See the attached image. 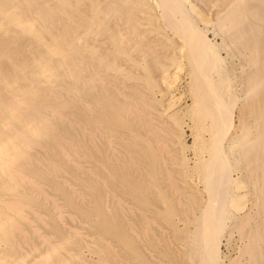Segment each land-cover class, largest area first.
<instances>
[{"label":"bare ground","instance_id":"bare-ground-1","mask_svg":"<svg viewBox=\"0 0 264 264\" xmlns=\"http://www.w3.org/2000/svg\"><path fill=\"white\" fill-rule=\"evenodd\" d=\"M223 233L264 264V0H0V264H224Z\"/></svg>","mask_w":264,"mask_h":264},{"label":"rangeland","instance_id":"rangeland-1","mask_svg":"<svg viewBox=\"0 0 264 264\" xmlns=\"http://www.w3.org/2000/svg\"><path fill=\"white\" fill-rule=\"evenodd\" d=\"M202 11H204V10H202V9H197V10H195V11H193V14L198 18V22L199 23H202V22H204V21H212L213 20V14H212V11L211 10H208V11H206V12H204V13H202ZM195 12V13H194ZM208 12V13H207ZM199 15H198V14ZM198 16H197V15ZM209 15V16H208ZM200 17V18H199ZM202 18V19H201ZM184 63V61H182V63H180L181 65H180V69H178L177 70V68L175 67V66H170V68H172V69H170L169 68V72H171V73H173L174 74V78L168 83V86L167 87H165V89H164V92H163V97L161 98V100L159 101V105H160V107H161V109H162V111H163V113H165V114H174V113H176V121H177V125H181L182 126V130H181V132L183 133L182 135H181V139L185 142V143H187V144H189L190 142H191V139H190V131H189V129L187 130V128H186V126L183 124V122L184 121H186L187 119V117L185 116V115H183V113H180L185 107H187V106H189L190 105V103H191V100H190V95L188 94L189 92H188V81H187V75H186V69H185V67L184 66H182V65H184L183 64ZM174 67V68H173ZM184 67V68H183ZM173 71V72H172ZM175 72H176V74H175ZM236 72H238V71H236ZM170 86V87H169ZM167 88H169V89H167ZM186 89V90H185ZM234 90H236V91H234ZM234 91V92H233ZM188 92V93H187ZM232 92H233V94H235V95H237L238 94V90L237 89H232ZM190 97V98H189ZM237 107V106H236ZM233 108V117H234V119H235V117L237 116L236 114H237V111H236V109L237 108ZM168 111V112H167ZM235 111H236V114H235ZM167 112V113H166ZM183 112V111H182ZM181 117V118H180ZM183 117V118H182ZM179 118V119H178ZM181 119V120H180ZM183 137V138H182ZM190 141V142H189ZM186 151H184V149H183V151L185 152V154H184V152H183V154L185 155V157L187 158H190L191 156L190 155H192V153H190V152H192V151H190L189 149H185ZM188 151V152H187ZM188 165H190V162H188ZM190 172V171H189ZM187 173L186 174V177H188L189 176V179H191V181H193V182H191L192 184H196V183H198V182H195L194 180L196 179V181H197V178L195 177L196 175L195 174H191L190 175V173ZM193 175V176H192ZM232 175H234V173L232 172ZM192 176V177H191ZM179 177H181V175L180 176H178V178H177V175H176V179H180ZM183 177V176H182ZM181 177V178H182ZM184 178V177H183ZM193 178H194V180H193ZM176 182H177V185H178V183L179 182H182V179H181V181L179 180V182H178V180H176ZM183 183V182H182ZM190 183V182H189ZM191 183L189 184V186L191 185ZM182 184H179L178 186L179 187H183V185H184V192L185 193H187V192H189V191H185V183L181 186ZM199 184H197V186H198ZM186 186H188V185H186ZM188 186V189L189 188H192L193 189V187H189ZM192 186V185H191ZM186 189H187V187H186ZM187 189V190H188ZM191 189V190H192ZM243 191V190H242ZM246 200V201H245ZM245 202H244V206H243V209H242V212H244V211H246L247 210V208H248V205H249V200H247L246 198H245ZM179 208V207H178ZM181 208V207H180ZM178 210V209H177ZM178 212V211H177ZM165 229V228H164ZM167 230V229H166ZM167 232V234H168V236H170L171 234H170V232L168 233V231H166ZM224 233H226V231L224 232ZM224 233L221 235V237L219 238L221 241V243H220V245H219V250H220V252H222V254H224L226 257H225V263L224 264H227L228 262H231L232 264H235L236 263V261H233L234 259H236V258H238V261L240 262L243 258H241V257H236V255H234V254H237L238 253V241L236 240V237H235V234L233 235V237L235 238L234 240H233V237L231 238L232 240L230 241V244L229 245H225V244H223L224 242L222 241V240H224L225 239V236L227 235V234H225L224 235ZM183 238V237H182ZM224 238V239H223ZM168 240H169V242H170V246H172L171 248L173 249H175V253L177 252L176 251V248L178 247V246H181V247H184L183 246V242L179 239L178 241L177 240H175L174 238H172L171 236L168 238ZM171 240V241H170ZM173 240H174V242H173ZM175 241H176V243H175ZM180 241V242H179ZM236 241V243H234ZM179 242V243H178ZM175 243V244H174ZM180 244V245H178V244ZM182 243V244H181ZM232 243V244H231ZM237 244L236 246H232V245H234V244ZM174 244V245H173ZM178 245V246H177ZM177 246V247H176ZM176 247V248H175ZM237 247V248H236ZM230 248V249H229ZM174 249H173V251H174ZM179 249V247L177 248V250ZM233 249V250H232ZM237 250V251H234V250ZM169 251H171V250H169ZM179 252V251H178ZM170 253H172V254H174V252H170ZM180 253V252H179ZM179 253H176V254H178V255H176L177 257L179 256ZM227 253V254H226ZM230 254V255H229ZM175 255V254H174ZM228 255L230 256L229 258H231L230 260H228ZM238 255V254H237ZM180 257V256H179ZM243 257V256H242ZM234 258V259H233ZM233 259V260H232ZM228 261V262H227ZM233 261V262H232ZM180 262H182V261H180ZM235 262V263H234ZM182 264H185V263H183L182 262ZM229 264V263H228ZM239 264V263H238Z\"/></svg>","mask_w":264,"mask_h":264}]
</instances>
